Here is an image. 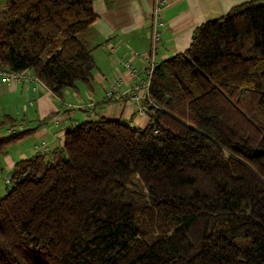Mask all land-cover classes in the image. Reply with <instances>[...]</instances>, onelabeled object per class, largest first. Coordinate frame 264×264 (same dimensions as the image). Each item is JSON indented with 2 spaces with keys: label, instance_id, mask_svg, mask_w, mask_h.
<instances>
[{
  "label": "trees",
  "instance_id": "obj_1",
  "mask_svg": "<svg viewBox=\"0 0 264 264\" xmlns=\"http://www.w3.org/2000/svg\"><path fill=\"white\" fill-rule=\"evenodd\" d=\"M93 1L8 0L0 67L31 71L57 96L91 87ZM158 53L150 76L138 57L144 82L130 77L145 127L86 117L13 164L0 264H264V0L198 25L183 52ZM11 133L0 155L22 136Z\"/></svg>",
  "mask_w": 264,
  "mask_h": 264
},
{
  "label": "crops",
  "instance_id": "obj_2",
  "mask_svg": "<svg viewBox=\"0 0 264 264\" xmlns=\"http://www.w3.org/2000/svg\"><path fill=\"white\" fill-rule=\"evenodd\" d=\"M7 1L0 0V8ZM154 1H93L98 19L83 35L93 48L92 55L98 72L93 79L101 80V77L115 73L114 78L117 76L120 80L117 88L122 90L118 89V92L124 94L120 99H105V92L111 81L107 86L102 85L96 96L92 85L85 88L89 92L86 99L79 94L82 92L79 85L78 89L67 88L61 96H57L35 81L0 82V120L3 116H8V119L21 126L19 133L22 134L21 138L9 144L4 154L0 155V170L4 174L10 172L16 161L37 154L41 149V142L45 141L51 147L61 144L64 129L78 123L82 117L119 119L132 128H143L149 123L146 108L143 107V111L140 109L144 105L140 99L144 89L139 83L135 85L138 79L130 78L122 61L131 57L132 50L139 51L141 55L147 54L150 40L148 20ZM164 1L161 14L165 25L162 28L159 61L183 52L189 46L192 32L198 25L219 18L231 7L248 0ZM109 46L114 50V56L112 54L109 57ZM133 62L138 68V78L142 79L144 61L137 58ZM25 72L35 76L29 70ZM35 86L37 88L33 89ZM9 128L8 125L2 126L0 139L9 137Z\"/></svg>",
  "mask_w": 264,
  "mask_h": 264
},
{
  "label": "built area",
  "instance_id": "obj_3",
  "mask_svg": "<svg viewBox=\"0 0 264 264\" xmlns=\"http://www.w3.org/2000/svg\"><path fill=\"white\" fill-rule=\"evenodd\" d=\"M164 0H155L154 5L149 17L148 27H149V48L146 55H141L138 51L132 50L130 52L132 62L128 59L123 60L122 64L124 68H127L129 71V75L131 78H134L137 74V69L134 67L133 60L142 57L146 61L145 73L150 76L153 70V66L156 63L154 56L158 53L160 45H161V38H162V28L164 27L165 23L162 17V9L164 6ZM112 56V53L111 55ZM33 77V78H32ZM119 79V78H118ZM142 80V79H141ZM22 81H35L38 85H43L37 79L36 76H28L25 71H10L8 69L0 68V82L1 83H10V82H22ZM144 82V80H142ZM142 82V86H148V81L144 84ZM44 86V85H43ZM119 86L117 81H113L110 83V87L106 90L105 94L108 98L117 97L119 93L116 88ZM35 86L33 89H36ZM15 129H12L11 132H14ZM41 146L45 147V143L41 142Z\"/></svg>",
  "mask_w": 264,
  "mask_h": 264
},
{
  "label": "rangeland",
  "instance_id": "obj_4",
  "mask_svg": "<svg viewBox=\"0 0 264 264\" xmlns=\"http://www.w3.org/2000/svg\"><path fill=\"white\" fill-rule=\"evenodd\" d=\"M110 47V46H109ZM108 47V48H109ZM112 47H110L109 48V52H108V54H109V57H111L110 55H111V53L113 54V52H112ZM114 51V50H113ZM98 52V51H97ZM95 53V52H94ZM93 53V54H94ZM113 56H114V54H113ZM130 62H132V59L133 58H127ZM125 69H127V68H125ZM126 71H128V69L126 70ZM129 72V71H128ZM96 73H98L97 72V69H95L94 71H93V76L96 74ZM105 74V73H104ZM28 76H32V74H28ZM114 76H115V73L113 74V73H111V74H108V76L106 75V76H104L103 78L101 77V80L100 79H98V78H94L93 79V81L91 82V85H92V87L94 88V90H95V96H96V94H98L99 92H100V89L102 88L101 86L102 85H104V86H107L108 85V83L111 81V82H113V81H117L118 83H119V86H120V80L118 79V77L116 76L115 78H114ZM33 78V77H32ZM104 82H105V84H104ZM110 82V83H111ZM79 85V87H80V89L82 90V92H80L79 94H81V95H84V98L86 99L87 97H89V92L88 91H86L85 90V88H88V87H86V86H84V85H82V84H78ZM43 87H45V86H43ZM83 88V89H82ZM44 89H48L47 87H45ZM49 90V89H48ZM119 90H121V89H119ZM50 91V90H49ZM86 91V92H85ZM122 91V90H121ZM93 95V94H92ZM94 96V95H93ZM94 96V97H95ZM81 119H83V117L81 118ZM13 129H15V131H17V134L21 131V126L18 124V126H16V127H14ZM9 133L10 134H14V133H11V131H9ZM16 133V132H15ZM1 140V139H0ZM38 154V153H37ZM21 160V159H20ZM7 174V173H6ZM6 174H4L1 170H0V190H1V195H3V190H2V187L5 185V184H7L8 182H9V180H8V174L6 175ZM136 190H137V192L134 194L133 193V195H134V199H135V203H140L141 201H143V200H146L147 199V197L146 196H144L143 195V193H142V191L140 190V188L139 187H137L136 188ZM143 219L145 220L144 222H143V227H142V229L144 230V231H148L149 233H152V232H154L153 231V224H149L148 223V221L145 219V217H143ZM240 244H243V242H240Z\"/></svg>",
  "mask_w": 264,
  "mask_h": 264
}]
</instances>
